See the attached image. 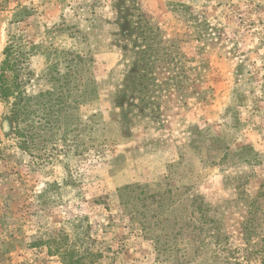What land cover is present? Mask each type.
<instances>
[{
  "label": "rangeland",
  "instance_id": "obj_1",
  "mask_svg": "<svg viewBox=\"0 0 264 264\" xmlns=\"http://www.w3.org/2000/svg\"><path fill=\"white\" fill-rule=\"evenodd\" d=\"M7 46L69 108L27 151L0 99V264H261L227 252L264 227V0H0Z\"/></svg>",
  "mask_w": 264,
  "mask_h": 264
},
{
  "label": "trees",
  "instance_id": "obj_2",
  "mask_svg": "<svg viewBox=\"0 0 264 264\" xmlns=\"http://www.w3.org/2000/svg\"><path fill=\"white\" fill-rule=\"evenodd\" d=\"M16 53L14 46L4 49V60L0 67V99L4 102L7 119L12 126V134L20 140V146L24 150L36 149V140L41 134L54 130L59 116L64 117L68 110L66 96L57 95L51 97L49 92L39 93L36 96H28L19 88V82L15 76L14 82L4 75V72L14 70L17 64L9 57ZM256 227V226H254ZM245 248L242 251L230 253L234 261L236 255L242 254L241 260L245 262L261 259L264 264V227L258 232L245 233L242 238ZM219 243V241H217ZM61 264H85L84 256H77L75 251L62 250L60 253Z\"/></svg>",
  "mask_w": 264,
  "mask_h": 264
}]
</instances>
